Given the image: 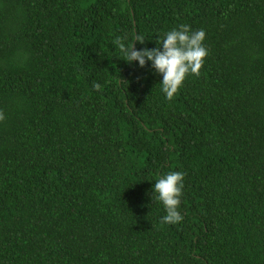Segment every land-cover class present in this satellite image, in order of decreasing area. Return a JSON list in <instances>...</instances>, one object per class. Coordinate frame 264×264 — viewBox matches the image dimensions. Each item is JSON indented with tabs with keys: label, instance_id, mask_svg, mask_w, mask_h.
Returning <instances> with one entry per match:
<instances>
[{
	"label": "trees",
	"instance_id": "trees-1",
	"mask_svg": "<svg viewBox=\"0 0 264 264\" xmlns=\"http://www.w3.org/2000/svg\"><path fill=\"white\" fill-rule=\"evenodd\" d=\"M182 23L208 56L167 99L113 41ZM0 113V264H264V0H0Z\"/></svg>",
	"mask_w": 264,
	"mask_h": 264
},
{
	"label": "clouds",
	"instance_id": "clouds-1",
	"mask_svg": "<svg viewBox=\"0 0 264 264\" xmlns=\"http://www.w3.org/2000/svg\"><path fill=\"white\" fill-rule=\"evenodd\" d=\"M135 41L143 43L145 39L137 35ZM205 41L206 31L203 28L193 29L190 25L182 23L158 36L156 47L153 48L137 49L134 42H127L126 37L119 36L114 39L113 45L129 64L137 62L138 66L143 68L150 63L161 76V92L167 99H172L189 75H199L208 56ZM91 86L96 90L102 88V84L97 81H93ZM3 119V113H0V120ZM183 188L184 174L181 171H168L155 180L152 200L159 201L163 206V223L176 225L183 220L180 211Z\"/></svg>",
	"mask_w": 264,
	"mask_h": 264
}]
</instances>
